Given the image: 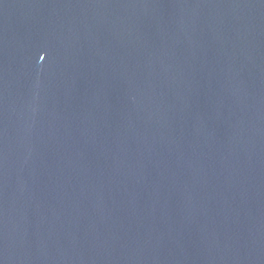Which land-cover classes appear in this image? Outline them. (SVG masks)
I'll use <instances>...</instances> for the list:
<instances>
[{
	"label": "water",
	"instance_id": "1",
	"mask_svg": "<svg viewBox=\"0 0 264 264\" xmlns=\"http://www.w3.org/2000/svg\"><path fill=\"white\" fill-rule=\"evenodd\" d=\"M0 264H264V0H0Z\"/></svg>",
	"mask_w": 264,
	"mask_h": 264
}]
</instances>
